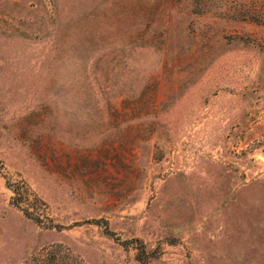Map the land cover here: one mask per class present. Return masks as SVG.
I'll list each match as a JSON object with an SVG mask.
<instances>
[{"label": "rangeland", "instance_id": "rangeland-1", "mask_svg": "<svg viewBox=\"0 0 264 264\" xmlns=\"http://www.w3.org/2000/svg\"><path fill=\"white\" fill-rule=\"evenodd\" d=\"M0 264H264V0H0Z\"/></svg>", "mask_w": 264, "mask_h": 264}]
</instances>
